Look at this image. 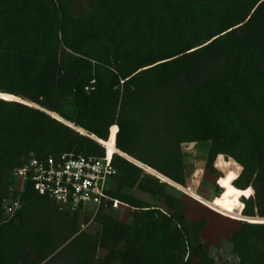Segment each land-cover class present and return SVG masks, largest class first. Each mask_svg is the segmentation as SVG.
<instances>
[{"label":"trees","instance_id":"1","mask_svg":"<svg viewBox=\"0 0 264 264\" xmlns=\"http://www.w3.org/2000/svg\"><path fill=\"white\" fill-rule=\"evenodd\" d=\"M70 1L0 0V264H45L59 248L47 226L34 233L32 246L22 244V227L5 222L1 214L12 200L9 195L18 194L11 190L14 169L32 158L69 153L111 154L116 169L111 184L118 177V190L110 185L105 193L133 213L134 224L122 225L106 213L113 210L111 203L99 209V244L108 250L103 264H191L193 257L198 264H217L208 247L189 235L201 224L189 221V230L183 215L167 216L119 190L146 173L140 188L160 198L162 179L152 170L185 187L177 173L183 167L180 147L211 139L214 126L222 133L248 126L256 178L264 181V141L249 122H263L264 0H192L198 9L189 10L188 24L177 18L172 28L150 29L148 40L141 37L142 46L131 43L130 36L128 48L107 50L106 65L89 45L102 41L110 27L105 34L120 32L138 5L151 14L152 0H98L104 19L76 23L74 33L65 16ZM100 68L105 69L102 79L92 75ZM68 98L73 113L63 107ZM160 126L169 132L168 142L150 134ZM140 142L153 151L144 154L136 148ZM111 147L121 155L110 153ZM154 151L163 159L155 160ZM210 151L211 166L224 172L217 183L224 198L215 207L242 220L228 238L237 264H264V207L256 212L248 207L253 190L239 183L247 165L240 173L234 160L222 156L228 150ZM19 195L28 212L46 217L48 205H57L29 184ZM76 264L94 263L87 254Z\"/></svg>","mask_w":264,"mask_h":264},{"label":"rangeland","instance_id":"2","mask_svg":"<svg viewBox=\"0 0 264 264\" xmlns=\"http://www.w3.org/2000/svg\"><path fill=\"white\" fill-rule=\"evenodd\" d=\"M191 1L152 0L150 2L152 12L149 15L138 5L137 10L132 14V18L128 20L126 26L120 32L113 35L105 34L112 30L113 27L106 29V32L103 34V40L91 43L89 49L90 51L94 50L98 55L99 61L106 65L107 50L116 49V47L121 49L128 48L130 46V36L133 38L131 43H134L135 46H142L143 41L145 39L148 40L150 29H154V32H156V30L161 31L160 27L166 26L165 28H172L175 24L174 20L177 18L183 23L186 22L188 24L193 19L189 10L198 9L196 3L193 6L190 5ZM70 4L71 6L69 5L68 13L65 16L69 17V31L72 33L75 32L76 23L80 25L83 21L91 20L99 22L104 19V14L101 13L98 0H71ZM27 16H31V14L27 13ZM152 19L154 23L156 20L159 21V25L150 24ZM137 27H139L138 31H136ZM142 36L144 40L141 39ZM92 75L102 79L105 76V69L100 68L98 73L93 71ZM121 85L122 81H119V87ZM70 101L72 100L68 98L63 103V107L66 112L73 113L74 107ZM260 111L263 122H261L260 118L249 120V122L261 131V137L264 141V113L262 109ZM256 123L258 124L256 125ZM210 129L212 131L209 136L211 139L184 143L180 147L183 167L177 173L186 184L185 187L161 178L163 195L160 198H152L140 188L139 182L146 174L142 173L132 187L125 186L120 188L119 191L125 196H132L142 200L147 206L159 208L167 216L172 214L177 216L183 215L182 224L189 230L191 229L189 221L201 224L202 227L196 230V232L194 229L190 230L189 235L191 239L193 241L197 239V242L207 246L217 264H237V259L229 246L228 238L234 230L240 227L242 220L226 216L215 207L224 198V195L219 194L220 189L217 187L219 177L223 176L224 172L211 166L212 155L210 150H228L229 154L222 156L227 161L229 159L234 160L241 168L240 173L243 171L242 165L244 163L247 165V171L243 172L239 183L248 184V187L252 188L251 205L249 204L248 207H251L254 212L260 207H264V181L256 178L253 155L245 130L248 129V126L236 125L235 129H228L226 133H222L216 126ZM150 134H153L155 138L161 139L164 142H168L171 139L169 132L163 126L152 128ZM136 148L142 150L144 154H149L153 151L151 150L152 147L149 149L142 142L138 143ZM108 149L110 153L113 151V153L121 155L119 151ZM153 158L159 161L163 159V156L154 151ZM214 160L216 163L217 155H214ZM10 182L13 187L15 182L12 177L10 178ZM111 185L112 189L118 190V177H116L114 183ZM9 196L12 200L18 197L20 200L18 194L14 195L13 193V195L10 194ZM245 201L244 204H246ZM48 208L49 211L46 217L44 213L35 214L28 212V208L23 206L21 202V208L14 215H7L4 212L1 214V219H4L9 224L12 223L14 226L19 225V227H22L20 233L24 236L20 239L21 241L23 240L22 244L27 246H32L34 233L38 231L40 226H47L53 230L57 238L55 243H59L58 245L60 246L51 257L45 260V264H76L81 256L87 254L94 264H103L108 250L102 248L99 244L102 225L97 219L98 212L93 213V211L88 210L72 212L67 209H60L57 205L52 204L48 205ZM106 213L117 219L122 225L134 224L132 210L128 207L118 205L117 208ZM64 238H67V240ZM75 239L77 240L74 242V245L66 249V245ZM117 249H121V246H117ZM191 264H198V259L193 257Z\"/></svg>","mask_w":264,"mask_h":264},{"label":"built area","instance_id":"3","mask_svg":"<svg viewBox=\"0 0 264 264\" xmlns=\"http://www.w3.org/2000/svg\"><path fill=\"white\" fill-rule=\"evenodd\" d=\"M115 175L112 159L106 155L69 153L32 158L14 169L12 177L15 184L11 190L19 195L29 184L39 196L51 199L60 209L97 213L107 203H111L112 209L120 205L105 193ZM20 208L19 197L4 205L7 215H14Z\"/></svg>","mask_w":264,"mask_h":264},{"label":"bare ground","instance_id":"4","mask_svg":"<svg viewBox=\"0 0 264 264\" xmlns=\"http://www.w3.org/2000/svg\"><path fill=\"white\" fill-rule=\"evenodd\" d=\"M112 149H113V148H112ZM113 150H114V149H113ZM122 155H123L124 157H126L127 159L133 161L134 163H136V164L139 165L140 167H142V168H144V169L150 171V168H148L147 166H144L143 164H141V163H139V162L133 160L132 158H130L129 156H126V155L123 154V153H122ZM110 156H111V154L108 155V158H110ZM151 172H152L153 174H156L157 176H159V177L162 178V179H165V180H167V181H170V180H168L167 178H165V177L159 175L158 173H156V172L153 171V170H152Z\"/></svg>","mask_w":264,"mask_h":264}]
</instances>
